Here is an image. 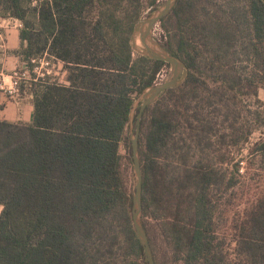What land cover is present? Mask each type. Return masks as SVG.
<instances>
[{
    "label": "trees",
    "instance_id": "1",
    "mask_svg": "<svg viewBox=\"0 0 264 264\" xmlns=\"http://www.w3.org/2000/svg\"><path fill=\"white\" fill-rule=\"evenodd\" d=\"M201 2L178 0L160 21L164 28L175 18V43L162 45L185 72L141 119L142 223L151 245L150 218L159 215L183 264H224L208 194L224 176L203 158L187 159L210 146L212 110H225L234 130L242 117L237 97L264 88V0L240 1L242 9L225 16L203 13ZM91 6L97 15L87 29ZM144 8V0H0V18L23 24V61L51 54L69 83L31 81L21 94L32 95V122L0 120V264H146L124 160L133 164L132 105L168 64L134 56ZM215 135L223 143L229 134ZM250 153L264 156V139ZM241 237L239 253L264 264V199L247 212Z\"/></svg>",
    "mask_w": 264,
    "mask_h": 264
},
{
    "label": "rangeland",
    "instance_id": "2",
    "mask_svg": "<svg viewBox=\"0 0 264 264\" xmlns=\"http://www.w3.org/2000/svg\"><path fill=\"white\" fill-rule=\"evenodd\" d=\"M153 0H144L145 8L142 13V19L138 24L132 41L134 49V56L143 53V45L138 36V29L146 18H148L165 0H156L152 5ZM244 1V0H240ZM240 1L237 0H202L199 9L203 13L211 15L216 14L225 16L231 7H237L239 11L242 9ZM202 6H204L202 8ZM97 9L95 6L89 7L85 13L86 27L89 29L90 25L95 21ZM166 27H162L159 23L155 29V38L164 44L169 40L175 43V33L177 32L176 21L174 17H168L166 20ZM48 54V53H47ZM50 61L54 65L53 72L57 73L56 82L68 85L67 75L68 71L61 60H58L51 54ZM244 64V63H242ZM241 65H238V68ZM253 69L248 66L244 74H248ZM170 75V66H163L162 70L157 76L155 84L165 81ZM54 79V75L50 76ZM34 76L30 74V80L25 81L21 85L22 88H28ZM49 78L48 76L45 80ZM215 88L216 85H209ZM20 89V93H21ZM139 97V96H138ZM137 97V98H138ZM137 98L135 100H137ZM238 107L242 110V117L239 123L235 124L234 130L229 129L228 122L223 121L225 110H217L209 114L208 119L213 122V128L216 133H213L210 146L207 151L196 157H190L188 162H193L194 159L203 158L205 164L210 163L218 170L219 175H223L224 179L216 186L212 187L208 194L212 200L213 206V230L215 243L218 245L219 251L223 256L224 264H250L249 259L243 253H239L238 244L241 240V226L246 220L247 212L254 207V205L261 199H264V156L260 153H250L251 147L258 141L264 139V88L258 89L257 96L239 95L237 97ZM232 103V102H231ZM140 107V104H139ZM136 112L133 117L132 125H135ZM230 112V111H229ZM232 112V110H231ZM257 113L261 116L258 117ZM226 122V123H225ZM129 123V135H130ZM252 130L248 141H244V135L248 130ZM186 133V129H183ZM227 132L226 142L218 143L215 134ZM179 134L177 139L182 136ZM185 136V135H183ZM127 148L125 143L121 146V153L127 158ZM125 177L128 187L132 190L133 181V164L128 159L124 160ZM177 165V164H176ZM175 163L171 164L170 168H175ZM229 180L232 186L228 185ZM2 206L0 205V213ZM157 215V214H156ZM157 219H151L152 241L151 246L157 264H183L182 255L177 253L175 246L169 239V232L161 223L159 215Z\"/></svg>",
    "mask_w": 264,
    "mask_h": 264
},
{
    "label": "water",
    "instance_id": "3",
    "mask_svg": "<svg viewBox=\"0 0 264 264\" xmlns=\"http://www.w3.org/2000/svg\"><path fill=\"white\" fill-rule=\"evenodd\" d=\"M177 1L178 0H165V2L160 5L148 18L141 22L137 31L144 48L142 54L149 59L161 61L170 66L169 77L165 81L155 84L142 92L137 100L134 101L130 111V140L132 143L133 158L131 214L137 238L143 247L146 264H156V262L149 243L148 235L142 223L143 173L139 155V134L141 119L146 108L154 104L162 93L177 87L185 72V67L181 60L171 54V52H169L161 44V42L155 38V29L157 25L173 10ZM138 107L139 110L136 114L135 125L133 126V117Z\"/></svg>",
    "mask_w": 264,
    "mask_h": 264
},
{
    "label": "crops",
    "instance_id": "4",
    "mask_svg": "<svg viewBox=\"0 0 264 264\" xmlns=\"http://www.w3.org/2000/svg\"><path fill=\"white\" fill-rule=\"evenodd\" d=\"M22 22L14 17L0 18V80L10 84V74L24 66L20 56ZM57 75V73H56ZM0 120L12 123L30 124L33 119L32 95L28 93L11 97L0 89Z\"/></svg>",
    "mask_w": 264,
    "mask_h": 264
},
{
    "label": "built area",
    "instance_id": "5",
    "mask_svg": "<svg viewBox=\"0 0 264 264\" xmlns=\"http://www.w3.org/2000/svg\"><path fill=\"white\" fill-rule=\"evenodd\" d=\"M39 0H33L37 4ZM22 26V25H21ZM54 65L50 61V56L45 53L39 57H33L24 63V66L15 69L10 76V84L5 83L4 79L0 80V89L7 91L11 97H18L21 85L30 80V74L34 76L32 81L45 80L48 76L51 81L56 82V73L53 72ZM54 75V79L50 76Z\"/></svg>",
    "mask_w": 264,
    "mask_h": 264
}]
</instances>
